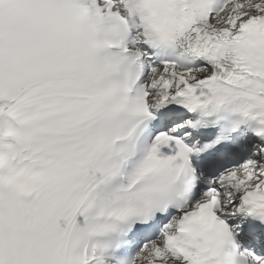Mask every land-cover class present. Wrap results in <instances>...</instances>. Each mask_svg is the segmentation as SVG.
Here are the masks:
<instances>
[{"label": "snow or ice", "instance_id": "6c2138e0", "mask_svg": "<svg viewBox=\"0 0 264 264\" xmlns=\"http://www.w3.org/2000/svg\"><path fill=\"white\" fill-rule=\"evenodd\" d=\"M0 264H264V0H0Z\"/></svg>", "mask_w": 264, "mask_h": 264}, {"label": "clouds", "instance_id": "9594fccd", "mask_svg": "<svg viewBox=\"0 0 264 264\" xmlns=\"http://www.w3.org/2000/svg\"><path fill=\"white\" fill-rule=\"evenodd\" d=\"M41 177L27 172L20 173L12 178L13 182L20 186H28L39 182Z\"/></svg>", "mask_w": 264, "mask_h": 264}]
</instances>
